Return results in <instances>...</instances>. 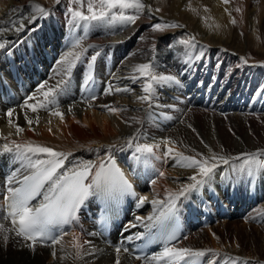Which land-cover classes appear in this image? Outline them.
Instances as JSON below:
<instances>
[{"label":"bare ground","instance_id":"bare-ground-1","mask_svg":"<svg viewBox=\"0 0 264 264\" xmlns=\"http://www.w3.org/2000/svg\"><path fill=\"white\" fill-rule=\"evenodd\" d=\"M142 2L140 9H112L103 20L81 21L73 18V12H86L87 0H0V43L5 45L0 48V195L7 194L10 176L19 178L31 171L23 168L14 152L4 151L3 145L12 147V141L69 154L62 172L92 164L94 176L101 163H114L135 193L124 220L112 225L110 237L97 229L96 196L86 200L89 210L82 211L69 239L63 237L55 246L38 242L33 251L27 246L30 242L14 233H8L6 243L0 233V264H115L118 255L121 264H148L165 246L147 259L138 260L130 253L140 239L136 234L149 229L144 226L150 223L147 217L163 208L151 202L167 203L169 194L193 183L189 178L197 172L167 155L166 139L185 156L216 153L229 158L228 164L215 162L218 167L203 187L177 200L176 212L183 216L185 229L168 246L210 249L206 264H264V222L259 224L264 206H257L264 200V169L240 170L243 161L232 159L264 150V0ZM35 5L48 15L41 16ZM123 16L138 19L133 24ZM21 24L24 27L17 32ZM155 24L167 25V30L154 31ZM193 42L198 51L202 48L191 60ZM69 52L81 58L65 76L68 66L59 61ZM143 63H152L157 76L174 77L153 82L150 103L139 100L145 95V81L134 72ZM230 63L240 68L228 69ZM61 80L67 83L60 85L54 104L38 113L26 108V101L33 103L29 96L43 99L37 91L41 83L56 87ZM110 85L128 91L105 94ZM103 105L121 111L111 114ZM56 108L64 114L63 121L51 115ZM10 110L14 124L24 128L19 135L8 124ZM25 113L33 120L39 115V124L29 126ZM143 144L160 147L152 154L137 152ZM141 197H148L143 205ZM137 217H144V224ZM221 217L230 221L211 225ZM0 224L12 227L2 211ZM74 236L83 245L79 259ZM218 254L226 262L216 260Z\"/></svg>","mask_w":264,"mask_h":264},{"label":"snow or ice","instance_id":"snow-or-ice-1","mask_svg":"<svg viewBox=\"0 0 264 264\" xmlns=\"http://www.w3.org/2000/svg\"><path fill=\"white\" fill-rule=\"evenodd\" d=\"M230 0H223V3L227 4ZM135 7L137 9L143 8L144 4L142 0H87V8L85 11H74L73 18L81 21H99L105 19L109 11L112 9H126ZM36 10L41 16H47L48 12L40 5H35ZM236 11H240L239 8ZM129 23H135L138 19L137 16H123ZM232 23L235 24L236 20L233 19ZM175 26V25H172ZM24 25L21 24L15 30L17 32L23 29ZM167 25L155 24L153 26L154 31H163ZM79 45V42H77ZM4 43H0V48H4ZM71 57V59H69ZM80 54L76 52H69L63 57L59 63L67 64L65 70V76H70L71 69L75 67L77 61L80 60ZM92 61L96 60V56H93ZM247 62V61H245ZM134 72L138 73L141 78L144 79L145 84L143 92L145 95L139 96V100L150 103L153 93V82L160 80L170 81L174 80L171 76H157L154 73V67L152 63L139 64L134 68ZM92 77L89 76V80ZM67 81L61 80L56 87H48L45 83H41L37 89L43 99H38L36 95L29 96L28 100L33 103L25 102L26 108L30 109L32 113H38L41 109H47L50 104H54L55 100L52 99L60 91V85L65 84ZM46 89V90H45ZM128 91V89L113 88L111 85L106 90L105 94H113V92ZM95 97H93L94 99ZM109 113L117 114L121 111L119 108L103 105ZM71 111V109H69ZM9 126L15 128L17 135L24 132V128L18 124H14L11 119L13 111L7 112ZM51 115L57 116L63 121L64 114L59 111L58 108L51 111ZM25 119L29 126L33 123L39 124V115L35 116V120L27 118L25 113ZM50 123V121H49ZM191 127V125H189ZM193 132L196 130L193 128ZM51 131V129H49ZM2 135V133H0ZM11 135V133H9ZM5 140L7 136L3 137ZM165 145H169L167 148V155L174 156L178 159L182 166L197 169L195 175H192L189 179L193 181L183 187L178 194H169L168 201L153 200L151 203L154 206L163 205L162 210L158 215L149 216L147 220L150 222L144 224V217H137V221L144 224L147 228L157 226L161 231V234H165L167 231L166 221H168L176 212L177 200L186 196L188 193L198 190L203 187L209 180L212 179L213 174L218 167L216 161H221L224 164L229 163V158L222 155L212 153L208 157H203L202 154L197 156H185L182 152H177L170 145L173 141L166 139L163 141ZM131 145V141L129 142ZM159 144H143L137 147L136 151L140 153L152 154L155 148H159ZM208 147V145H205ZM3 149L6 152L16 154V157L25 170H31L29 174L19 177L14 174L10 176L6 183L8 200V212L4 217L9 219L12 227L6 228L3 224H0V233H3V241L6 243L9 240V232L14 233L15 237L22 238L23 241L30 242L27 246L35 251V247L38 242H50L52 246L60 244L63 239V234L59 236H53L51 229L53 226L68 224L75 220L76 214L79 208L92 196H119L123 194L135 195L132 191V186L114 163L110 166H106L104 163L99 165V170L95 175H92V169L96 165L86 164L77 170L71 172H62L65 161L69 154L56 151L55 149L33 142L17 143L12 141V147L5 143ZM259 156H264V150H260L259 153H244L242 156L233 157L232 159L242 160L243 163L240 166V170L254 168L264 169V159H259ZM163 175V173H160ZM92 179L89 181V177ZM88 181V182H86ZM155 183V181H153ZM18 184L17 187L11 185ZM37 197H41L38 204L33 205L32 201ZM148 200V197H141L139 204L143 205ZM131 227H137L136 224L130 225ZM142 234H136L137 239L141 238ZM133 237H128L132 239ZM175 233L167 235V240H174ZM87 243V242H85ZM73 247L76 248L75 258H81V250L83 245L79 242L78 237H73ZM121 249L116 248L117 254ZM127 251V249H125ZM212 252V250H194L191 248H176L171 246H165L163 251L159 255H154L149 260L148 264H159L160 261H165V264H199L198 258H202L206 253ZM56 255L55 251L52 253ZM136 259H141L140 256H136ZM147 259V257H144ZM115 264H121L119 255L115 261Z\"/></svg>","mask_w":264,"mask_h":264},{"label":"rangeland","instance_id":"rangeland-1","mask_svg":"<svg viewBox=\"0 0 264 264\" xmlns=\"http://www.w3.org/2000/svg\"><path fill=\"white\" fill-rule=\"evenodd\" d=\"M164 12V11H163ZM164 13H166V12H164ZM167 29H164V31L163 32H165ZM179 40H185L184 38L182 39H179ZM147 44V43H146ZM149 44V43H148ZM147 44V45H148ZM194 45H196L197 46V48L196 49H193L192 47L194 46ZM198 48H199V46L196 44V43H192L191 44V47H190V53H189V56H190V59L192 60V58H193V56L194 55H198L199 53H200V51H201V48H200V51H198ZM187 59V58H186ZM234 67H237V68H240V66L239 65H233V64H228V66H227V68L228 69H231V68H234ZM260 85V84H259ZM260 87V86H259ZM173 178H175L174 176L172 177V180H174ZM194 192H196V190H194ZM206 197V196H205ZM202 198L200 197V199H199V204H201L202 203ZM259 202H261V204H259ZM257 206H264V200L262 199V201L261 200H259L258 201V204H257ZM221 219V220H220ZM223 219V220H222ZM220 221V222H219ZM226 221H230V217H228L227 219L226 218H224V217H221V218H219V219H217V221L216 222H213V224H211V225H216V224H219V223H223V222H226ZM261 223H259L260 225H262L263 224V222H264V219L263 218H261ZM195 224L196 225H198V223L197 222H195ZM258 224V225H259ZM210 225V226H211ZM255 226H257V224L255 225ZM212 227V226H211ZM210 228V227H209ZM210 238V237H209ZM67 242V241H66ZM210 242H212L211 240H210ZM216 251L218 252V249L216 248ZM218 257H216V260H218V261H221V262H226V259L225 258H221L220 256V254H218L217 255ZM209 259H211L210 257H209ZM220 259V260H219Z\"/></svg>","mask_w":264,"mask_h":264}]
</instances>
